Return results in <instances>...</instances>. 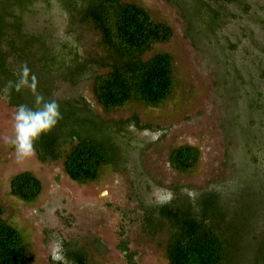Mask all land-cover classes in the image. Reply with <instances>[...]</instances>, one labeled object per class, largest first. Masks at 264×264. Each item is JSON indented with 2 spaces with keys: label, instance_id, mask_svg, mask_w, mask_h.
Listing matches in <instances>:
<instances>
[{
  "label": "rangeland",
  "instance_id": "1",
  "mask_svg": "<svg viewBox=\"0 0 264 264\" xmlns=\"http://www.w3.org/2000/svg\"><path fill=\"white\" fill-rule=\"evenodd\" d=\"M123 1L142 6L172 30L168 43L153 48V53L173 58L171 97L157 108L130 103L106 111L92 96L91 80L56 81V99H83L106 122L138 120V125L127 127L124 169L103 166L97 181L78 184L68 178L61 161L41 163L36 154L17 156L12 146L16 108L0 96L2 219L21 234L33 255L29 264H53L50 252L57 239L63 248L71 244L83 249L88 264H128L119 250L122 242L135 264H167L165 235L151 236L144 229L147 207L178 197L194 199L214 189L231 193L232 203L240 197L237 208L243 213L248 195L260 190V220L247 241L256 247L264 237V0H176L185 12L166 0ZM218 11L213 24L212 12ZM183 12L192 19V30ZM23 17L29 32L46 37L41 49L52 47L53 59L59 57L62 43L73 45L83 57L102 53L89 29L77 25V37L67 34V16L57 0H48V5L34 1ZM211 26L215 28L209 33ZM32 52L38 68L43 59L49 62L45 50ZM184 145L198 151V161L181 173L170 167L168 155ZM22 172L41 184L31 203L9 192L10 179ZM243 261L239 264H252L249 256Z\"/></svg>",
  "mask_w": 264,
  "mask_h": 264
},
{
  "label": "trees",
  "instance_id": "2",
  "mask_svg": "<svg viewBox=\"0 0 264 264\" xmlns=\"http://www.w3.org/2000/svg\"><path fill=\"white\" fill-rule=\"evenodd\" d=\"M34 1L37 0H0V96L12 108L21 104L34 107L36 94L56 101L61 119L35 142L36 157L41 163L61 161L73 182H95L103 166L124 169L125 145L130 141L127 127L138 125V120L134 117L106 122L83 99H56L54 84L58 80L71 84L91 80L92 96L106 111L130 103L157 108L171 97L175 77L172 56L153 53V48L168 43L172 30L153 20L142 6L123 0H57L67 16V34L77 37L73 29L77 25L89 29L96 35L102 53L83 57L73 45L62 43L59 57L53 59L52 47V52L41 49L47 43L46 37L27 30L23 13ZM40 1L48 5V0ZM166 2L185 12L176 0ZM184 12L192 30V19ZM220 14L212 12L213 24ZM214 28L207 30L211 33ZM35 48L49 55V62L43 59L39 68V60L32 52ZM197 161L198 151L187 145L172 149L168 155L170 167L181 173L191 171ZM9 192L31 203L39 196L41 184L33 174L22 172L10 179ZM260 194L259 190L248 195L243 213L237 208L241 198L229 202L232 194L227 192L212 189L194 199L178 197L167 204L147 207L144 229L151 236L165 235L167 264H239L248 256L252 264H264V237L256 247L247 242L260 220ZM3 214L0 205V264H29L33 255L19 231L2 219ZM63 249L69 264H88L83 249L71 244H65ZM119 250L126 255L128 264H135L125 242Z\"/></svg>",
  "mask_w": 264,
  "mask_h": 264
},
{
  "label": "clouds",
  "instance_id": "3",
  "mask_svg": "<svg viewBox=\"0 0 264 264\" xmlns=\"http://www.w3.org/2000/svg\"><path fill=\"white\" fill-rule=\"evenodd\" d=\"M27 73V69H24ZM61 119L59 105L54 100H46L36 94L34 107L18 105L13 117L14 137L12 146L18 157H30L35 154V142L51 132ZM53 264H69L64 255L63 242L55 240L50 252Z\"/></svg>",
  "mask_w": 264,
  "mask_h": 264
}]
</instances>
